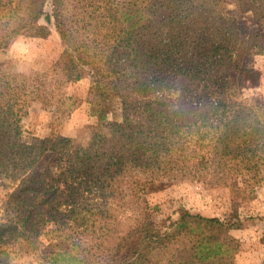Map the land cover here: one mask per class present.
<instances>
[{
	"label": "trees",
	"instance_id": "trees-1",
	"mask_svg": "<svg viewBox=\"0 0 264 264\" xmlns=\"http://www.w3.org/2000/svg\"><path fill=\"white\" fill-rule=\"evenodd\" d=\"M50 5L0 0V55L49 25L63 46L44 71L0 63V264H235L237 209L264 185V99L247 94L264 31L242 34L239 16L264 26V0ZM84 76L97 121L28 143L30 107L68 117L80 99L66 86ZM48 151L51 165L37 169ZM184 180L227 189L232 217L180 208L158 219L152 187Z\"/></svg>",
	"mask_w": 264,
	"mask_h": 264
},
{
	"label": "rangeland",
	"instance_id": "rangeland-1",
	"mask_svg": "<svg viewBox=\"0 0 264 264\" xmlns=\"http://www.w3.org/2000/svg\"><path fill=\"white\" fill-rule=\"evenodd\" d=\"M31 1L37 3L44 11L51 10L50 0ZM39 24H45L43 19L39 20ZM239 29L242 34H247L257 32L259 29L264 31V26L259 27L255 20L244 13L239 16ZM62 48L54 27L49 25L48 32L34 30L16 37L0 55V63L3 64V68L13 72L44 71L58 59ZM253 66L260 73L259 86L247 91V94H255L264 99V53L253 57ZM90 83V78L84 76L66 86L69 95L80 99V103L68 117L60 118L53 115L52 111L41 108L38 103L33 104L21 121L28 143H40L48 135L51 127L59 134L74 137L84 126L95 123L97 120L90 114L89 105L85 102ZM190 107L193 106L187 108ZM118 117L117 112L109 115V119ZM54 158V154L48 151L35 166L37 169H44L51 165ZM147 198L151 205L159 208L157 218L160 220H165L169 216L172 219L176 218V212L180 208L221 219H229L233 215L227 189L207 188L201 183L189 180L157 183ZM237 214L242 226L230 231L239 242L235 264H261L264 261V185L255 191L252 198L239 204ZM15 264H33V261L30 258H22L15 260Z\"/></svg>",
	"mask_w": 264,
	"mask_h": 264
}]
</instances>
